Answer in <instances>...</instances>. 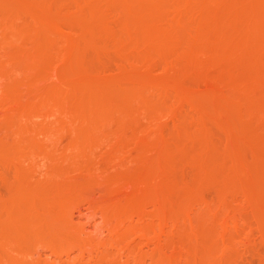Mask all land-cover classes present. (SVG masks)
I'll return each mask as SVG.
<instances>
[{
    "label": "rangeland",
    "instance_id": "1",
    "mask_svg": "<svg viewBox=\"0 0 264 264\" xmlns=\"http://www.w3.org/2000/svg\"><path fill=\"white\" fill-rule=\"evenodd\" d=\"M40 1L63 25L62 36L52 34L54 41L50 40L53 42L44 46L45 50L39 43L46 36L37 26L45 21L40 20L42 17L35 20L29 12L36 5L39 8ZM230 1L233 0L213 1L220 6L222 3L223 20H215L214 15L203 17L197 8H185L186 12L183 8L180 13L176 8L182 0H169L165 15L148 13L147 5L140 1L134 2L135 15H129V9L123 10L117 0H27L34 7L30 10L15 0L1 1L2 10L17 21V27L10 26L11 17L3 20L0 16V264H264V65L254 66L243 51L231 49L216 38L207 43L208 51L187 54L196 31L207 25L206 31H217L240 45L249 39L244 34L249 26L255 33L263 31L264 8L255 7V0L252 5L253 0H234L238 2L233 1L236 5L230 3L231 6ZM233 6L239 7H235L236 21L228 18ZM89 19L95 20L92 24L97 23L101 30H82L81 23ZM145 20H149V29H172V44L150 48L148 44L154 40L146 42L134 30ZM27 23L28 28L38 27L37 30L26 31ZM258 34L255 36L260 38ZM255 36L252 40L257 42ZM87 40L89 46L100 43V48L98 54H90L89 50L79 57V64L75 61L85 67L78 73L84 71L92 75L87 78L98 76L107 83L111 80L115 85L114 88L111 83V89L126 93L133 88L139 92L135 87L142 86L139 82L148 78V84L143 85L146 88L140 90L143 95L139 93L147 101L158 103V108L139 106L140 97L132 98L137 93L133 91V95L127 93L132 99L118 103L126 95L118 91L121 96L115 106L120 111L117 116L106 119L108 123L104 119L105 124L100 123L96 132L88 128L82 133L75 127L80 122L75 112L77 105L42 104L34 113L23 115L17 107L20 103L34 102L33 99L39 102L45 88L75 75L76 65L66 60L67 44L77 41L82 46ZM252 40L250 43L255 45ZM35 50L40 56H56L58 62L52 59L53 66L61 68L67 77L65 73L64 79L51 77L44 67L45 57L37 58ZM66 63L71 67L69 74ZM189 69L195 71V76ZM246 70H256L257 77L245 79ZM128 74L141 81L129 80ZM208 80H213L212 84ZM156 81L161 85L154 86ZM179 81L188 85L184 93L174 89L179 87ZM169 83L174 86L171 88ZM71 88L63 85L62 94L58 91L53 96L70 97ZM184 94L195 97L200 110ZM218 109H225L227 114L219 116ZM22 125L35 126L37 132L17 131ZM256 157L261 158L260 163ZM8 160L23 165V169L5 164ZM149 160L155 165L142 172L158 201L145 204L146 220L142 217L139 221V215L129 216L123 210L114 212L117 195L109 192L114 180H120L117 182L124 186L125 196L134 185L128 174L139 173L141 165ZM204 168L214 170L215 183L214 174L204 177L209 174ZM239 171H244L241 175L245 178L240 182L234 176ZM219 179L223 183L217 185ZM227 180L231 182L225 183ZM172 186L176 187L171 191ZM67 189L72 193L61 196ZM49 193L55 196L56 204L47 213L43 207ZM150 227L167 232L157 233Z\"/></svg>",
    "mask_w": 264,
    "mask_h": 264
},
{
    "label": "bare ground",
    "instance_id": "2",
    "mask_svg": "<svg viewBox=\"0 0 264 264\" xmlns=\"http://www.w3.org/2000/svg\"><path fill=\"white\" fill-rule=\"evenodd\" d=\"M1 1L2 0H0V4H1ZM16 2H18V4H23V5H25L26 6V8H28L27 10H30V9H32V8H34L33 7V4L32 3H28L27 2V0H15ZM110 1H112V2H114L115 3V1L116 0H110ZM117 1H119V3H120V5L122 6V8H123V10L125 9V11L126 10H130V11H128V13H130L129 15H135L137 12L135 11V13L133 14V12H134V10H136V9H134V4H136V3H134V2H137V1H140V2H142V3H144V4H146L147 5V7H146V11L149 13H162L163 15H165V13L167 12L166 11V9H167V5H168V3H169V0H117ZM176 1V0H175ZM178 1V0H177ZM213 1H215V0H182V2L181 3H178L177 4V6H179V8H176V10L178 9V10H180L179 12L181 13L182 11H181V9L183 10V8H184V10L183 11H185L186 12V9L188 10H190V8L191 9H193V8H197L196 10L197 11H199L200 13L199 14H201L203 17H205V16H212V15H214V19L216 20V18H217V20L219 19H222L223 20V18H225V15L224 14H222V11H221V9H222V3H221V6L219 5V4H217V3H219V2H213ZM217 1V0H216ZM234 1V0H233ZM228 2L229 3V5H230V3H232V4H234V5H236V3L239 1H234V2H236V3H234V2ZM242 1V0H241ZM241 1H239V3H241ZM243 1H245V0H243ZM247 1H249V0H247ZM246 1V2H247ZM251 1V0H250ZM256 1V3H255V7L257 6V7H262V8H264V0H255ZM198 4H197V3ZM39 4H38V6H39V8H37V5L35 6V10H37V11H29L30 12V15L35 19V20H37V21H40V20H42V19H44V23H43V21H40L39 23L40 24H38L37 26H40V28H38L37 26H33V28H35V27H37L39 30H43L44 31V33L46 34H44V36H46V37H43L44 39H42L41 41V44L39 43V47H43L44 48V46H46L47 44H50L49 42H53L54 40H53V37H52V34H55V35H57L58 36V34L60 35V36H62L61 35V32L63 31V25L59 22V21H57L55 18H53L52 16H51V14L48 12V11H46L45 9H44V6H43V1H40V2H38ZM227 3V2H226ZM228 3H227V6H229L228 5ZM237 4V5H242V4ZM248 3V2H247ZM251 5L252 4H254V0H253V3H252V1H251V3H250ZM249 3L247 4V5H250ZM170 5V4H169ZM182 7H181V6ZM196 5V6H195ZM226 5V4H225ZM259 5V6H258ZM171 6V5H170ZM231 6V5H230ZM243 6H246V3H245V5L243 4ZM133 7V8H132ZM234 7V6H233ZM235 7H238V6H235ZM235 7H234V10L232 11V13L228 16V18L229 19H232V20H234V21H236V9H235ZM186 8V9H185ZM239 8V7H238ZM171 9H173V7L171 8ZM229 9V8H228ZM259 9H261V8H259ZM40 10V11H39ZM175 10V11H176ZM177 10V11H178ZM194 10V9H193ZM140 11H142L141 13H143V10H140ZM176 11V12H177ZM224 11V10H223ZM263 12H264V10H262ZM34 12V13H33ZM37 12H40L41 13V15H40V13H38L39 15H37ZM261 12V11H260ZM36 13V14H35ZM140 13V12H139ZM189 13V12H188ZM237 13H238V11H237ZM262 13V12H261ZM260 13V16H262V14ZM179 14V13H178ZM218 15V16H217ZM0 16L1 17H3L2 19L3 20H6L7 18H9V17H11L10 16V14H8L6 11H3L2 10V8H1V5H0ZM39 17H42V18H40V20H39ZM213 17V16H212ZM221 17V18H220ZM223 17V18H222ZM12 18L13 17H11V20H12ZM227 18V17H226ZM238 18H239V15H238ZM177 19H179V21L181 20V18H179L178 16H177ZM207 19V18H206ZM240 19V18H239ZM9 21H10V26L12 25L13 27L12 28H16L17 26H15L17 23V21H15V19H13L12 21L10 20V18L8 19ZM17 20V19H16ZM51 20H53V21H51ZM63 20V19H62ZM47 21V22H46ZM86 21V20H85ZM84 21V22H85ZM90 21H91V23H90ZM95 20H93V22H94ZM146 21V20H145ZM179 21L177 20V22L179 23ZM199 21V20H198ZM204 21V20H203ZM15 22V23H14ZM82 22L81 23V25H80V28L82 29V30H84L85 32H86V30L88 29V28H90L89 29V31L91 32V30L94 28V30H98V31H100L101 29L99 28V27H97V23H94V24H92L93 22H92V20L91 19H89V22ZM96 22V21H95ZM206 22H207V20H206ZM237 22H239V21H237ZM260 22V21H259ZM9 23V22H8ZM38 23V22H37ZM44 25H43V24ZM46 23V24H45ZM70 23V22H69ZM91 25V27H88L87 25H89V24ZM180 23H181V21H180ZM197 23V22H196ZM240 23V22H239ZM256 23V22H255ZM258 23V22H257ZM261 23V22H260ZM260 23H259V25H260ZM15 24V25H14ZM28 24L29 23H27V27H25V30L27 31H35V30H37V28L34 30V29H32V26L30 27V28H28ZM85 24H86V26H85ZM149 24V20H148V22L146 21V23H144L143 25H138V26H136V28H134V30L141 36V38L143 39V40H145L146 42L147 41H149V39H152V40H154V43H152V44H148L149 45V47L150 48H154V49H157L158 48V46L160 45V44H167V45H171L172 44V38L174 37L173 36V30L171 29V30H169V29H167L166 27H158V26H155L154 27V29H149V27L147 26ZM42 25V26H41ZM82 25H84V26H82ZM94 25V26H93ZM197 25V24H196ZM200 25V24H199ZM236 25V24H235ZM251 25V24H250ZM258 25V26H259ZM26 26V25H25ZM71 26V25H70ZM198 26V25H197ZM196 26V27H197ZM240 25H238L237 27H239ZM244 26V25H243ZM243 26H241L242 28H243ZM256 26V25H255ZM83 27H85L84 29H83ZM202 27H203V24H202ZM241 27H239V28H241ZM261 29L260 30H263L264 31V29H263V26H262V24H261ZM208 28V25H207V27H206V29H201L200 28V30H198V31H196V33H195V35H194V37H193V40H192V42H190V46H189V50L187 51V54H189V55H191V56H194L198 51H202V50H204V52L205 51H208V50H205V49H208L207 47V43L209 42V40L211 39V38H213L214 40H215V38L218 40V41H221V42H224V44L225 45H227V47H229V48H231V49H238V50H241V51H243L244 52V54L246 55V57L249 59V60H251V62L254 64V66H256V67H258L259 66V68H260V66H261V64H262V66L264 65V33H263V31H260V33L262 32V34L260 35V33L258 34L257 32L255 33L254 32V30L252 29L251 30V28H250V26L247 28V29H245V30H247L248 31V33H247V31H245L244 30V32H246V33H244V34H247V35H245V39H246V37L248 36L249 37V39L247 38L246 40H248V41H246V40H242V41H246L245 42V44H242V43H244V42H242L241 44L242 45H240V43L238 44V42H235L236 41V39H235V41L234 40H232L229 36H226V35H224V34H221V33H219V32H217L216 31V33H210V32H208V31H206V30H208L207 29ZM244 28H246L245 26H244ZM249 28H250V30H249ZM252 28H255V27H252ZM256 28H258V27H256ZM259 29V28H258ZM81 30V31H82ZM197 30V29H196ZM257 30V29H256ZM255 30V31H256ZM88 31V32H89ZM176 31V30H175ZM195 31V30H194ZM86 34V33H85ZM257 34H258V36L260 37V38H258V37H256L257 36ZM81 35V34H80ZM256 35V36H255ZM79 36V35H78ZM253 36H255V38H258V41L257 42H255L257 39H253L254 40V44L255 45H253V43H250L251 42V40H252V38H253ZM261 36H263V37H261ZM81 37H84V36H81ZM52 38V39H51ZM77 38V37H76ZM263 38V39H262ZM79 39V38H78ZM261 39V40H260ZM44 40V41H43ZM50 40H53V41H50ZM77 40V39H76ZM81 40V39H80ZM212 40V39H211ZM252 40V41H253ZM78 41V40H77ZM74 42L73 43V41L71 42V44H70V42L67 44L68 46H67V50L69 51V56L67 57L66 56V54L68 55V51L66 52V54H64V57L66 56L67 58H66V60H70L69 62L72 64L73 63V66H75L76 65V69H78V70H75L74 69V67H72V69H74L75 70V75H72L73 73L72 72H70L71 73V75H69V77L71 76V78H67L66 80L64 79L65 77H67L66 76V73L65 72H63V70H60L61 68H59V69H56L54 66H53V64H54V62L52 61V59L54 60V58L56 57V56H54V55H39V51H41V50H39L38 48V52H37V54H35V55H37L36 57L38 58V57H40L39 59H41V58H43V57H45V58H43V59H45L44 61H45V64L44 65H46V66H44V67H46L47 69H48V72H49V74H50V76L52 77H54L55 75H58V76H61V77H63V81H59V83H55L54 85H52V87L50 86V87H48V88H45V89H47V90H45V89H42V90H45V91H43L44 92V97H42V99L38 102V100H37V102L35 101V99H33V101L34 102H31V101H29V102H27L26 103V101L23 103L22 101V103H18L19 104V106H17L19 109H20V111L22 112V114L24 115V114H32V113H34L36 110H38V108H39V106H41L42 104H51V103H55L56 105H59L60 104V106H64V105H68V104H72V106L74 105V106H79V107H77L78 109V111H75V112H77L80 116L79 117H77L78 119H77V122L78 121H80V122H78V123H80V125L77 123V125L75 126L76 127V129H77V127H78V131L80 132V133H82V132H87L86 130H88V128L91 130V132H93V131H95L96 132V130L98 129V126L100 127L102 124H100V123H103V122H106L107 120H108V118H112V117H114V115H116L118 112H117V110L119 109V108H116L117 107V101L120 99V96L121 95H125V99H123L122 97V99H120V101H118V103L119 102H122V100L124 101H127L128 100V98H130V99H132L135 95H136V98L138 97H140V103H139V106H144V107H146V108H150V109H157L158 108V103H156L155 102V104H153L150 100H146L145 99V97H143L142 95H143V90L142 89H144V88H146V85L145 86H143L145 83L144 82H146L147 83V81H148V78H145L144 77V80L143 81H141V79H140V77H138V79H136L137 77L135 76H131L130 77V75L128 74L127 75V77L129 78V80L130 79H134V80H138V81H141V82H139V83H141L142 84V86L140 85V84H138V87H135V88H137L138 89V91L139 92H141L142 93V95L139 93V92H137V90L136 89H131V90H129V91H127V93L128 94H130V95H133V92H137L136 94H134L133 96H131V97H129V95L126 93V92H124V91H126V90H124V91H119V92H122L121 93V95L119 96V94L120 93H118V91H117V89H115V90H113V89H111V88H113V87H111L110 88V86L113 84L112 82L113 81H111L110 80V82L108 81V83L106 82V80H105V82L103 81V80H98L97 78H98V76L97 77H93V78H87V76L86 75H88V77L90 76V74L88 73V74H86L85 75V73H84V71L83 72H81L82 74L84 73V75L85 76H81L82 74L80 73V75H79V73L77 72V71H79V70H81L82 69V65H81V63H80V65H81V67H80V65H78L79 64V62H77V61H79V59L80 58H82L84 55H86V53L89 51V50H91L90 51V54H91V52L92 51H96V53L98 54V52H97V50L100 48V43H96V42H93L92 44H91V46H89V44H88V40L87 41H85V42H87L85 45H82V46H79V44L81 45V43H78V42ZM151 41V40H150ZM213 41V40H212ZM248 42V43H247ZM95 43V44H94ZM211 43V42H210ZM216 43V42H215ZM257 43V44H256ZM70 44V45H69ZM213 44V43H212ZM211 44V45H212ZM219 44V43H218ZM41 45V46H40ZM55 46V44H52L51 46ZM220 45V44H219ZM222 45L223 44H221V47H222ZM50 46V45H49ZM206 47V48H205ZM226 47V48H227ZM42 48V49H43ZM50 48V47H49ZM102 48V47H101ZM46 48H44L43 50H45ZM54 49V48H53ZM209 49H210V47H209ZM225 49V48H224ZM49 50V49H48ZM34 51V52H35ZM121 51V50H120ZM156 51H158L159 53H161V54H164L163 52H161V50H156ZM221 51V50H220ZM229 51V50H228ZM43 52V51H42ZM41 52V53H42ZM55 52V51H54ZM215 52V51H214ZM222 52H224V51H222ZM227 52V51H226ZM226 52H224V54L225 55H227L226 54ZM238 52H240V51H238ZM93 53V52H92ZM207 53V52H206ZM210 53V52H209ZM209 53H207L208 55H209ZM228 53V52H227ZM234 53H236V52H234ZM46 54H47V52H46ZM52 54H53V52H52ZM205 54V53H204ZM217 54H218V52H217ZM216 54V55H217ZM12 55V54H11ZM10 55V56H11ZM82 55V56H81ZM201 55H202V53H201ZM206 55V54H205ZM220 55H221V52H220ZM51 56H52V58H51ZM232 56V55H231ZM242 56V55H241ZM49 57L51 58L49 61H47V59H49ZM57 57L59 58V56H58V52H57ZM76 57H78L77 58V60L75 59ZM80 57V58H79ZM202 57H203V55H202ZM85 58V57H84ZM224 58H225V56H224ZM226 59H228V58H226ZM237 59V58H236ZM240 59V58H239ZM243 59V58H242ZM55 60L57 61L58 59L57 58H55ZM65 60V61H66ZM72 60H73V62H72ZM245 60H247V59H245ZM47 61V62H46ZM78 63H76V62ZM185 61V60H184ZM244 61V60H243ZM58 62V61H57ZM67 62V61H66ZM69 62H67V63H69ZM177 62V61H176ZM233 62H235V61H233ZM245 62V61H244ZM67 63L65 64V66L67 65ZM69 63V64H70ZM178 63V62H177ZM240 63V62H239ZM238 63V64H239ZM70 64V65H71ZM187 64H188V62H187ZM237 64V65H238ZM173 65V64H172ZM175 65V64H174ZM173 65V66H174ZM248 65V64H247ZM249 65H251V64H249ZM68 67H69V65H67ZM66 66V67H67ZM77 66H78V68H77ZM185 66V65H184ZM187 66V65H186ZM190 66V65H189ZM188 66V67H189ZM243 66V65H242ZM38 67V66H37ZM45 68V69H46ZM70 68L71 67H69V69L67 70L66 69V71H68V73L67 74H69V70H70ZM81 68V69H80ZM84 68L85 67H83V70H84ZM190 68V67H189ZM191 68H193V66L191 67ZM253 68V67H252ZM252 68H250V69H252ZM258 68V69H259ZM238 69V68H237ZM240 69V68H239ZM254 69H256V68H254ZM57 70H59V71H57ZM64 70H65V68H64ZM73 70V71H74ZM188 70V69H187ZM190 70V69H189ZM195 70V69H194ZM234 70H236V69H234ZM85 71H86V69H85ZM190 71H192V69L190 70ZM233 71V70H232ZM260 71H263V69L261 70L260 69ZM76 72L78 73V74H76ZM88 72V71H87ZM193 72V74L195 73V71H192ZM63 73H65V77H64V75L62 76V74ZM92 73V72H91ZM197 73V72H196ZM131 74V73H130ZM260 75V74H259ZM190 76H193L192 74L190 75ZM194 76H195V74H194ZM90 77H92V75L90 76ZM198 77V76H197ZM206 77V80L208 79V76L206 75L205 76ZM210 77V76H209ZM245 79H251V78H256L257 76H256V70L255 71H253V70H246L245 72H244V76H243ZM260 77V76H259ZM211 78V77H210ZM209 78V79H210ZM240 78V77H239ZM56 79V78H55ZM143 79V78H142ZM147 81H146V80ZM200 78H198V80H199ZM214 79V78H213ZM260 79H261V77H260ZM52 80H54V79H52ZM59 80H61L60 78H59ZM68 80V81H67ZM133 80V81H134ZM256 80V79H255ZM32 81V80H31ZM30 81V82H31ZM101 81V82H100ZM132 81V82H133ZM138 81H137V83H138ZM208 81H210V82H208ZM207 82L210 84H212V82H213V80L211 81V80H208ZM104 82V83H103ZM136 82V81H135ZM143 82V83H142ZM157 82V83H156ZM155 82V85L154 86H159V85H161L160 83L161 82H158V81H156ZM214 82L216 83V81L214 80ZM17 83V82H16ZM35 83V82H34ZM33 82H32V85L34 84ZM105 84L104 86H103V84ZM112 83V84H111ZM136 83V84H137ZM159 83V84H158ZM177 83V82H176ZM175 83V84H176ZM179 84V87H177L176 86V88H174L176 91H178L177 90V88L179 89V91H181V92H183L184 93V91H186L187 89H188V85H187V83L185 82V81H179L178 82ZM215 83L213 84V86H215ZM14 84V83H13ZM18 84V83H17ZM16 84V85H17ZM19 84H21V83H19ZM22 84H23V82H22ZM21 84V85H22ZM57 84V85H56ZM135 84V83H134ZM133 84V85H134ZM148 84V83H147ZM158 84V85H157ZM174 84V83H173ZM172 83H169V85H171V88L174 86ZM15 85V86H16ZM50 85V84H49ZM63 85H71V90H72V92H73V94L70 92V94H71V96L68 94V95H66V96H70V97H66L65 98V94L63 95L64 96V98H63V96H62V98H57L59 95H61L60 94V91L62 90V86ZM114 85V84H113ZM177 85V84H176ZM202 85V84H201ZM135 86V85H134ZM141 86V87H140ZM209 86L210 85H208V87L207 88H209ZM216 86H217V84H216ZM18 87V86H17ZM97 87V88H96ZM169 87V86H168ZM30 88H31V86H30ZM89 88H91L92 89V91H91V89H89ZM114 88H115V85H114ZM157 88H160V87H157ZM33 89V88H32ZM95 89V90H94ZM210 89H211V86H210ZM217 89V88H216ZM88 90H89V92H88ZM128 90V89H127ZM141 90V91H140ZM213 91L215 90L214 88L212 89ZM58 91H59V95L58 96H53V94L54 93H56L57 92V94H58ZM95 91H97V93H95ZM133 91V92H132ZM94 92V93H93ZM116 92V93H115ZM130 92H132V94L130 93ZM188 92V91H187ZM209 92V91H208ZM64 93V92H63ZM182 93V94H183ZM204 93V92H203ZM89 94V95H88ZM95 94V95H94ZM116 94H118V95H116ZM179 95L180 97L181 96H183V95ZM186 94V93H185ZM184 94V95H185ZM188 95V94H187ZM187 95H185V96H187ZM118 96V97H117ZM188 97H189V95L187 96V99H188ZM205 97V96H204ZM22 98V97H21ZM117 98H118V100H117ZM127 98V99H126ZM135 98V97H134ZM190 98V97H189ZM195 98V97H194ZM192 99V98H190V100H192L191 102H192V104H194L195 105V107H197L198 108V104H197V100H195V99ZM19 99V98H18ZM30 99V98H29ZM129 99V100H130ZM181 99H183L182 97H181ZM20 100V99H19ZM27 100H28V98H27ZM193 100H195V101H193ZM131 102H133V101H131ZM151 104H150V103ZM136 103V102H135ZM17 104V105H18ZM137 104H138V102H137ZM157 104V105H156ZM93 106L95 107V109L93 108ZM116 106V107H115ZM141 107V108H142ZM139 108V107H138ZM199 109V108H198ZM63 110V109H62ZM143 110V109H142ZM200 110V109H199ZM65 111V110H64ZM119 111V110H118ZM120 112V111H119ZM123 112H126V111H123ZM76 113V114H77ZM122 113V112H121ZM217 113H218V115L219 116H225L226 114H227V112H226V110L225 109H218L217 110ZM21 114V115H22ZM77 114V115H78ZM123 115L125 114V113H122ZM126 115V114H125ZM124 115V116H125ZM117 116V115H116ZM121 116V115H120ZM123 116V117H124ZM122 117V116H121ZM80 119V120H79ZM106 121H105V120ZM121 119V118H120ZM104 120V121H103ZM111 120V119H110ZM113 120V119H112ZM114 121H116V120H114ZM152 121V120H151ZM150 121V122H151ZM111 122V121H110ZM153 122V121H152ZM107 123H108V121H107ZM100 124V125H99ZM103 124H105V123H103ZM225 126H230V125H228V124H224ZM19 129H20V131H19ZM36 129H37V127L35 128V126H27V125H22L20 128L18 127V129H17V131H19V132H21V131H27V132H33V131H36ZM86 129V130H85ZM227 130L229 131V128H227ZM37 132V131H36ZM77 132V131H76ZM240 145V144H239ZM226 148H228V147H226ZM228 150H229V148H228ZM227 150V151H228ZM257 158V160L256 161H258V163H260V161H261V158H259V157H256ZM255 158V159H256ZM152 161H150L149 160V162H145V163H143V165H141V167H142V169L141 168H139V170L137 171V172H139V173H134V174H130L131 175V177L129 176V174H128V176L127 177H129V179H133L134 180V185H133V187L129 190V192L125 195V196H123L124 194H123V188H124V186L121 184V183H118L117 181H119L120 182V180L119 179H117V181H116V179L114 180L113 178V180L115 181V184H117L116 186H115V184H114V186H112V188L110 189L111 191H109V192H112V194L113 193H115L117 196H115V199H116V203L114 204L113 203V210H115L114 212H116V211H121V210H123L125 213H127L129 216H133L134 214H136V215H139V221H141V218L142 217H144V220H146V217H145V214H148V213H146L145 212V204L147 205V203H151L152 204V202L154 201V202H157L158 201V199L156 198V197H154L153 196V193L151 192V188L148 186V184H147V179H146V177H144L145 175V172H142V170L144 171L145 169L147 170H149V168L152 166V164H153V162L151 163ZM4 163L5 164H7V165H9V166H11L10 164H12V165H14V167H16V168H19V170L20 169H23V165H20L19 163L18 164H16V163H14V162H10V160H8V161H4ZM51 163V162H50ZM55 163V162H54ZM59 164H61V163H59ZM84 164V163H83ZM82 164V165H83ZM52 165V164H51ZM50 165V166H51ZM62 165V164H61ZM63 165H65V164H63ZM92 165H94V164H92ZM91 165V166H92ZM155 164H153V166H154ZM246 166H247V164H245ZM53 166V165H52ZM51 166V167H52ZM58 166V165H57ZM70 166H72V165H70ZM85 166H86V164H85ZM205 166V165H204ZM13 167V166H12ZM54 167V166H53ZM83 167V166H82ZM96 167V166H95ZM56 168V167H55ZM247 168V167H246ZM93 169H94V167H93ZM97 169V168H96ZM237 169H238V167H237ZM19 170H18V172H19ZM145 170V171H146ZM202 170L203 169H201V172H202ZM206 170V171H205ZM204 172H208L209 171V174L207 175L206 173H205V178L207 179V178H209L208 176H210V177H212V174H214V172L212 173L211 171H214L212 168H204V170H203ZM241 171H242V169H241ZM245 171V170H244ZM243 171V172H244ZM23 172V171H22ZM147 172V171H146ZM203 172V173H204ZM243 172H236V174L234 175V176H236V177H238V181L240 182L241 180L243 181V179H245L244 177H243V174L241 175V173H243ZM65 173V172H64ZM125 173V172H124ZM123 173V174H124ZM128 173V172H127ZM143 173V174H142ZM22 174V173H21ZM66 174V173H65ZM126 174V173H125ZM61 175H62V173H61ZM201 175V174H200ZM204 174H202V176H203ZM124 176H126V175H123V177ZM214 176V178L212 177V180L214 181V183H215V178H216V176H215V174L213 175ZM113 177V176H112ZM115 178H116V176H114ZM118 177V176H117ZM221 178L223 177V176H220ZM21 178V177H20ZM126 178V177H125ZM219 178V177H218ZM242 178V179H241ZM126 179H128V178H126ZM205 179V181H209V180H211V178L210 179H208V180H206ZM223 180H224V178H222ZM221 179V180H222ZM225 179H226V176H225ZM237 179V178H236ZM222 180V181H223ZM233 180H234V178H233ZM146 181V182H145ZM205 181H204V184H205ZM217 181V180H216ZM219 181H220V179H219ZM226 181V180H225ZM224 181V182H225ZM211 182V181H210ZM209 182V183H210ZM231 181H229L228 182V180H227V182H225V183H230ZM171 183H173V182H171ZM212 183V182H211ZM219 183H223V182H216V184L218 185ZM173 185H174V183H173ZM177 185V184H176ZM206 185V184H205ZM208 185V184H207ZM214 185V184H213ZM170 186H171V184H170ZM220 186V185H219ZM218 186V187H219ZM174 187H176V186H174ZM173 186L171 187V188H169L171 191H172V189L174 190L175 188H174ZM192 187H193V189L194 190H196V186H193L192 185ZM195 187V188H194ZM222 187V186H221ZM225 187V186H224ZM178 188V187H177ZM187 188H191L190 186H188ZM225 188H227V187H225ZM70 190H71V188H69ZM69 189H67V191H65V190H63L62 192H63V194H61V196L62 195H64V196H68V195H66L67 194V192H69L70 190ZM185 189V188H184ZM192 188H191V190L192 191H194ZM220 189V188H219ZM186 190V189H185ZM191 190H188L189 192L191 191ZM225 189H223V190H221L222 192V194H223V191H224ZM187 191V192H188ZM199 191V190H198ZM218 191H220V190H218ZM53 192H55V191H52V193ZM57 192V191H56ZM59 192V191H58ZM60 192H61V190H60ZM65 192V193H64ZM197 192V190L195 191V193ZM52 193H49V195L47 194V197H45L44 198V207H43V211H45V212H49V210H51L52 209V207H54V205L56 204V201H55V196H53V195H51ZM72 192L70 191V194H71ZM114 194V195H115ZM251 194H252V192H250V196H251ZM51 195V197H49ZM55 195H56V193H55ZM253 195H255V191H254V194ZM257 195V194H256ZM255 195V196H256ZM53 196V197H52ZM58 196V195H57ZM222 196H224V195H222ZM49 197V198H48ZM196 197V196H195ZM225 197V196H224ZM249 197V196H248ZM222 198V197H221ZM181 199H185V198H181ZM121 200H122V202H121ZM148 200H149V202H148ZM153 200V201H152ZM152 201V202H151ZM177 201V200H176ZM188 201V200H187ZM186 201V202H187ZM172 202V201H171ZM180 203H181V201H179V205H180ZM183 203H184V201H183ZM155 204V203H154ZM151 206V205H150ZM147 207V206H146ZM186 212H187V210H186ZM204 214V213H203ZM200 215H201V213H200ZM147 216V215H146ZM149 216V218H150V215H148ZM147 216V217H148ZM148 219V218H147ZM140 223V222H139ZM146 223V222H145ZM141 224H144L143 222L141 223ZM147 228H149V227H147ZM147 228H146V231H147ZM151 228V227H150ZM155 227H152L151 229H153L155 232H157V233H162L165 229L164 228H160L158 231H156L155 229H154ZM178 228V227H177ZM150 229V230H151ZM169 230V229H168ZM176 230V229H175ZM142 231H144L145 232V234H146V231L143 229ZM166 231V230H165ZM164 231V232H165ZM150 232V231H149ZM148 232V233H149ZM167 232V231H166ZM227 246H228V244H227ZM207 248H209V246H208V244H207Z\"/></svg>",
    "mask_w": 264,
    "mask_h": 264
}]
</instances>
